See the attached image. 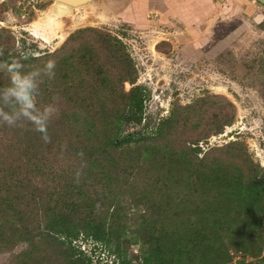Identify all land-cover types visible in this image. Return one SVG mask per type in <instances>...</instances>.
Instances as JSON below:
<instances>
[{
  "label": "trees",
  "instance_id": "1",
  "mask_svg": "<svg viewBox=\"0 0 264 264\" xmlns=\"http://www.w3.org/2000/svg\"><path fill=\"white\" fill-rule=\"evenodd\" d=\"M0 46V110L18 111L4 97L13 62L39 73L37 107L57 109L48 142L23 119L0 123V255L17 252L7 264H101L97 248L121 257L129 221L141 264H231L230 248L242 257L236 264H264V169L238 142L199 147L231 125L225 98L148 115L149 92L125 45L98 29L76 30L37 57L23 56L4 30ZM47 60L56 61L54 79Z\"/></svg>",
  "mask_w": 264,
  "mask_h": 264
},
{
  "label": "rangeland",
  "instance_id": "2",
  "mask_svg": "<svg viewBox=\"0 0 264 264\" xmlns=\"http://www.w3.org/2000/svg\"><path fill=\"white\" fill-rule=\"evenodd\" d=\"M178 1L180 9L189 8L181 2L185 0H127L120 9L97 1L91 9L61 17L43 0H0V30L9 33L23 56L35 57L60 49L79 29H98L117 37L135 64L136 84L149 92L144 103L148 115L166 117L176 105L186 106L205 96L223 97L234 107L235 117L231 125L219 134L211 133L199 147L204 153L238 142L252 163L264 169V59L259 54L264 51V22L259 26L248 14L250 9L256 13L260 5L250 0H246L250 4L223 0L213 3L210 20L201 22L188 20V16L185 20L175 15L169 19L171 13L160 15L157 10H168ZM189 23L198 24L194 27ZM21 39L24 48L19 44ZM238 64L245 66L244 75H237ZM135 176L141 182L144 174ZM127 225L126 238L131 244L123 245L121 257L97 248L94 261L142 263L145 252L132 233L135 223ZM79 244L88 251L94 246L89 241ZM230 251L231 264L242 260L232 248ZM15 254H1L0 264L9 263ZM251 261L256 260L245 259V263Z\"/></svg>",
  "mask_w": 264,
  "mask_h": 264
},
{
  "label": "clouds",
  "instance_id": "3",
  "mask_svg": "<svg viewBox=\"0 0 264 264\" xmlns=\"http://www.w3.org/2000/svg\"><path fill=\"white\" fill-rule=\"evenodd\" d=\"M6 53V49L0 46V57H4ZM43 65L49 78L54 79L56 76V71H54L57 67L56 61L47 60ZM20 68L19 63L13 62L8 65V71L13 74L10 76V85L4 92V97L18 106V111L10 114L0 110V123L17 126L18 121L23 119L24 122L32 125L36 132L42 134V139L45 142H48V125L52 116L57 113V109L52 104L46 107H37L34 96V90L37 86L33 76L39 75V73L24 74L19 71ZM80 155H83V153Z\"/></svg>",
  "mask_w": 264,
  "mask_h": 264
},
{
  "label": "crops",
  "instance_id": "4",
  "mask_svg": "<svg viewBox=\"0 0 264 264\" xmlns=\"http://www.w3.org/2000/svg\"><path fill=\"white\" fill-rule=\"evenodd\" d=\"M222 1L223 0H185V1H181V2L184 4H189V6H188L189 8L183 7L180 9L179 6L177 5L179 3V1H178L176 3V6H174V7L171 6V8L168 10H163V9L159 10V8H157V10L160 13V15H164V14L168 15L169 13H171V15L169 14L168 17H170V16H172V17L169 19H172V18L174 19V17H176V19L185 20V16H188V20H196L198 22H201V21L210 20L209 17H210V15H213L212 11H214L213 3L221 4L220 2H222ZM241 2L245 3V4L248 3V2H243V0ZM159 3H160V1H159ZM162 3H163V1H162ZM155 6L156 5H154L152 7H155ZM218 8H219V5H218ZM184 9H186V11H189V13H186ZM152 10H153V8H152ZM217 10L221 11V8H219ZM182 14H184V16H182ZM250 14L252 17L251 19L253 20V22L255 24H259L264 18V15L262 14L261 8L260 9L258 8L256 13H254V11L251 10ZM173 15H175V16L173 17ZM164 19H166V18H164ZM197 24H195V25H197ZM189 25L193 26L194 23H189ZM195 25H194V27H195Z\"/></svg>",
  "mask_w": 264,
  "mask_h": 264
},
{
  "label": "water",
  "instance_id": "5",
  "mask_svg": "<svg viewBox=\"0 0 264 264\" xmlns=\"http://www.w3.org/2000/svg\"><path fill=\"white\" fill-rule=\"evenodd\" d=\"M51 3V8L61 17H67L73 14L76 10L91 9L96 5V2L103 3L109 7L116 9L122 8L127 0H43ZM258 4L264 6V0H254ZM241 68H236L237 75H244L247 70L243 64H238Z\"/></svg>",
  "mask_w": 264,
  "mask_h": 264
},
{
  "label": "flooded vegetation",
  "instance_id": "6",
  "mask_svg": "<svg viewBox=\"0 0 264 264\" xmlns=\"http://www.w3.org/2000/svg\"><path fill=\"white\" fill-rule=\"evenodd\" d=\"M251 2H255L254 0H250ZM244 2H249V1H246V0H244ZM250 3V2H249ZM255 3H257V2H255ZM258 4V3H257ZM258 5H260V4H258ZM261 9H263L264 10V6H262V5H260L259 6ZM252 11H254V9H251ZM251 10H248L249 12H248V14H250V11ZM262 10V14L264 15V11ZM264 22V18H263V20L259 23V24H257V25H261L262 23ZM262 53H259L260 55H261V59H264V51H261ZM257 62V61H256Z\"/></svg>",
  "mask_w": 264,
  "mask_h": 264
},
{
  "label": "bare ground",
  "instance_id": "7",
  "mask_svg": "<svg viewBox=\"0 0 264 264\" xmlns=\"http://www.w3.org/2000/svg\"><path fill=\"white\" fill-rule=\"evenodd\" d=\"M241 69V68H240Z\"/></svg>",
  "mask_w": 264,
  "mask_h": 264
}]
</instances>
